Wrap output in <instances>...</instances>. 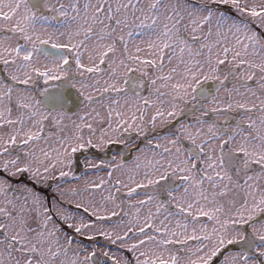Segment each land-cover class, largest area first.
<instances>
[{"label": "snow or ice", "instance_id": "obj_1", "mask_svg": "<svg viewBox=\"0 0 264 264\" xmlns=\"http://www.w3.org/2000/svg\"><path fill=\"white\" fill-rule=\"evenodd\" d=\"M0 264H264V0H0Z\"/></svg>", "mask_w": 264, "mask_h": 264}, {"label": "rangeland", "instance_id": "obj_2", "mask_svg": "<svg viewBox=\"0 0 264 264\" xmlns=\"http://www.w3.org/2000/svg\"><path fill=\"white\" fill-rule=\"evenodd\" d=\"M98 242H99L100 244H104V243H105L102 239H100ZM85 243H88V242L86 241Z\"/></svg>", "mask_w": 264, "mask_h": 264}]
</instances>
